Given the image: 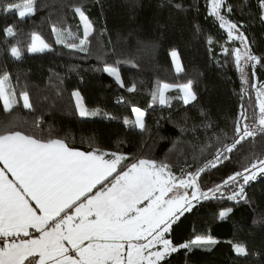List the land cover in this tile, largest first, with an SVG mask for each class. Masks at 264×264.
Returning <instances> with one entry per match:
<instances>
[{
    "label": "trees",
    "instance_id": "trees-1",
    "mask_svg": "<svg viewBox=\"0 0 264 264\" xmlns=\"http://www.w3.org/2000/svg\"><path fill=\"white\" fill-rule=\"evenodd\" d=\"M226 5L232 11L225 6L221 14L237 24L251 52L261 58L254 69L251 63L245 68L248 84L241 82L233 51H243L241 41L228 40L226 30L208 14L209 0H35V14L24 19L0 8V75L10 76L18 100L12 113H5L0 102V121L15 120L20 130L32 132L40 118L45 136L51 130L79 150H90L91 142L123 153L129 162L164 161L172 165L175 175L182 169L204 168L198 179L202 191L222 185L214 197L194 201L196 206L181 217L173 232L177 244L196 235L211 236L217 243L211 251L194 249L186 254L181 249L169 257L170 264H246L248 253L237 254L234 245L252 252L251 264H264V174L244 186L245 199H229L239 190L240 178L224 185L229 176L264 159V134L258 132L254 139L237 145L216 167H205L217 150L234 142L237 120L241 128L258 125L255 86L264 84V12L259 0H226ZM76 7L93 26L85 52L71 47L83 38ZM7 27L16 30L15 36L6 35ZM54 28L76 38L57 43ZM33 34L51 50L29 53ZM13 37L19 59L4 44ZM172 51L177 52L180 72L174 69ZM106 66L118 69L123 87L103 71ZM189 81L195 101L185 105L177 90L166 93L167 105L153 101L158 83ZM133 85L135 91L129 92ZM74 91L87 109L98 110L99 115L80 117ZM22 92L28 93L31 110L23 107ZM133 108L145 113L143 130L124 123L125 119L135 121ZM228 209L221 218L220 213Z\"/></svg>",
    "mask_w": 264,
    "mask_h": 264
},
{
    "label": "snow or ice",
    "instance_id": "snow-or-ice-1",
    "mask_svg": "<svg viewBox=\"0 0 264 264\" xmlns=\"http://www.w3.org/2000/svg\"><path fill=\"white\" fill-rule=\"evenodd\" d=\"M259 5L264 12V0H259ZM225 6L230 13L232 8L226 5V0H210L208 14L219 21L230 39L241 41L243 51H233L241 82L248 84L245 68L251 63L254 69L261 58L251 52L237 24L221 14ZM0 8L21 19L34 15L36 10L35 0L18 3L3 0ZM74 10L83 24L84 38L71 47L85 52L93 26L81 7ZM261 19L264 20V14ZM53 31L57 43L66 42L64 33L55 28ZM5 33L8 37L16 34L12 27H7ZM68 38L76 37L69 32ZM28 50L51 49L39 35L33 34ZM11 55L19 59L20 50L12 47ZM171 55L177 58L176 51ZM176 67L182 70L178 63ZM103 71L124 86L117 68L106 66ZM255 87L258 125L241 128L237 120L234 142L224 145L222 151L217 150L214 160L205 167H216L221 157L228 159L226 153L233 152L237 145L254 139L258 132L264 134V84ZM173 89L182 94L180 98L185 105L197 98L191 81L180 85L158 83L153 101L169 104L166 93ZM128 91H135V85ZM72 95L81 117L98 114V110L90 112L83 105L78 91ZM20 99L25 109H32L27 92L20 93ZM0 102L5 113H12L18 104L7 73L0 75ZM132 111L135 121L125 119L124 123H134L143 130L145 113L139 108ZM240 116L247 118L244 111ZM20 129L15 120L0 121V264H170L169 257L181 249L186 254L194 249L211 251V246L217 243L211 236L196 235L179 244L173 238L174 226L193 210L194 201L210 199L221 191L222 185L202 191L198 179L204 168L195 172L182 169L181 175L176 176L172 165L164 161L139 158L129 162L123 153L103 150L91 142L90 150H79L67 139L54 136L51 130L45 136L40 118L34 131ZM260 174H264V159L229 176L224 185L237 182L238 178L242 180L239 190L229 199H245L244 186ZM230 211H222L221 218ZM234 250L247 255L241 245H234Z\"/></svg>",
    "mask_w": 264,
    "mask_h": 264
},
{
    "label": "rangeland",
    "instance_id": "rangeland-1",
    "mask_svg": "<svg viewBox=\"0 0 264 264\" xmlns=\"http://www.w3.org/2000/svg\"><path fill=\"white\" fill-rule=\"evenodd\" d=\"M209 5H210V0H209ZM78 16V15H77ZM78 19H79V23H80V26H81V29H82V33H83V31H84V28H83V24L81 23V21H80V18H79V16H78ZM14 32L16 33V30H14ZM59 32H61V31H59ZM62 33H64V35H65V40H69V39H72V38H68V33L67 32H62ZM226 33H227V31H226ZM234 36H236V34L234 33ZM84 38V37H83ZM82 38V39H83ZM228 40L229 41H231V40H234V39H230L229 37H228ZM6 46H7V48L9 49V51L11 52V48L12 47H15L16 46V38L15 37H13V38H11V39H9V40H7V41H5V43H4ZM31 46V45H30ZM29 46V47H30ZM29 47H28V49H29ZM51 48V47H50ZM27 49V51L29 52V53H35V52H30L29 50ZM170 56H171V60H172V62H173V64H174V67H175V70H177V67H176V64L178 63L179 65H180V62H179V58H178V55H177V58H173L172 57V55L170 54ZM173 90H177V89H173ZM170 91H172V90H170ZM178 91V90H177ZM74 92H77V91H74ZM179 92V91H178ZM180 93V92H179ZM73 94V93H72ZM181 94V93H180ZM182 95V94H181ZM73 96V95H72ZM81 97V96H80ZM82 99V98H81ZM20 101H21V103L23 104V101H22V99H20ZM73 102H74V105H75V108H76V110H77V113H78V115H79V111H78V109H77V106H76V98L73 96ZM83 102V101H82ZM84 105V104H83ZM89 110V109H88ZM90 112L91 111H94V110H89ZM96 111V110H95ZM99 114H97V115H95V116H87V117H82V118H94V117H96V116H98ZM80 116V115H79ZM81 117V116H80ZM135 119H136V117H135ZM247 174V173H246ZM181 175V173L179 174V175H176V176H180ZM258 176V175H257ZM189 192H191V189H189L188 190ZM247 253H248V255H249V260L247 261V263L246 264H251L252 263V252H250V251H247Z\"/></svg>",
    "mask_w": 264,
    "mask_h": 264
},
{
    "label": "crops",
    "instance_id": "crops-1",
    "mask_svg": "<svg viewBox=\"0 0 264 264\" xmlns=\"http://www.w3.org/2000/svg\"><path fill=\"white\" fill-rule=\"evenodd\" d=\"M173 66H174V64H173ZM174 69H175V67H174ZM176 72H180V71H178V70H175ZM134 118H135V114H134ZM138 129H140L139 127H138Z\"/></svg>",
    "mask_w": 264,
    "mask_h": 264
}]
</instances>
